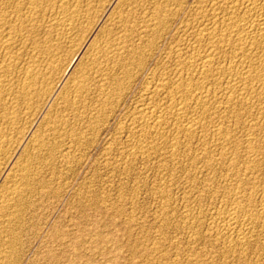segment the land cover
Masks as SVG:
<instances>
[{
    "label": "rangeland",
    "instance_id": "374dc122",
    "mask_svg": "<svg viewBox=\"0 0 264 264\" xmlns=\"http://www.w3.org/2000/svg\"><path fill=\"white\" fill-rule=\"evenodd\" d=\"M99 1L92 0L91 10L89 11L88 15L84 18V20L81 21L82 22L80 23L81 27L79 25L77 28L78 31L77 30L75 31L78 33H75L74 35L75 37L74 36L72 37V39L74 38L73 40L71 39V41L64 44V51L60 56L63 57L62 58L63 61L60 60L61 58L59 57L60 59L58 60H60V62L58 61V63L60 66H58V68L63 67L62 69L65 70L68 67V65H71L69 71L64 73V70H62L61 68H60L61 70L58 68L56 69V72L57 73L60 72L59 75H61V76L57 75L58 77H56L58 78L56 79L58 80L57 81L58 83L56 82L55 79L54 80L52 79L51 80L52 82L49 83L50 89H46L49 88L47 86L48 84H45L43 86L42 90L43 92L46 91L45 93L47 94L44 95L43 100H37L39 101V105L38 107H33L34 111L32 109H31L32 111L28 110L27 106L17 103V107L20 106L18 108V110L20 109L19 117L20 119L22 118L21 120L23 121L21 123V121L19 120L20 123H18V125L24 124L25 127L23 125H21L22 127L20 125L17 126L16 129L17 132H16L15 129L12 131L10 128H6L5 126H2L3 129L5 130L8 129V131L6 130V132L3 131L6 135H8L7 140H4L3 142L6 146L8 145L7 147L9 148L4 146L3 144V149H4L3 151L6 150L7 151L6 154H4L5 152L4 153L2 152V154H0V158L1 159L4 158L5 161L4 163L3 159L2 160L0 159V166H1L0 192L3 191L2 189L4 188L3 185H5L4 183L6 181V176L8 173H10L9 171H11V168H13L14 164L16 165L17 163H20L21 161L18 160H20V158L21 160H23L24 159L23 155L27 151H29L28 149L31 148L30 145L32 144V140L36 135L35 133H39L40 130L42 131L45 129L46 120L48 119L50 120L52 117H55V115L57 117L60 114L61 115L65 114L67 118V122L69 123L70 131L75 132L77 130L79 137L80 136L82 137V139L72 138L75 139L72 140L73 143L68 137L61 138V141L59 139L57 140V143L59 142L58 145L63 147V149L61 147L60 148L61 150L59 151L64 152L66 150L65 152L67 154V159L63 161L62 159L57 158L56 160H53L49 164L48 168L47 165L42 166V168L44 167L42 169L44 171L43 174L50 182L51 185L50 189L49 190L45 189L42 192L43 194L41 193L39 197L32 198L33 202H35L34 207L24 212L23 214V218H25L23 221L24 223L22 222L23 226L19 230L20 232L18 231L19 234L18 237L20 241L18 243L20 244H18V247L15 249L14 254L10 258L8 264L9 263L11 264H264V224L263 223H258L255 225L256 227H251L250 233L253 231L251 233L252 239H250L244 246L243 245L236 246L234 244L230 245L229 239H231L232 233L229 231L227 232L224 227V221H220V220H224L225 217L227 216L225 214L227 209L236 207V203H233L235 201L231 199L228 200L227 197L226 200V198L223 197L226 190L228 191L236 186V181L235 182L232 181V179L236 180L235 174L238 173L239 176L238 178L239 179L241 178L240 179L241 185L244 186L243 188L244 195L247 192L249 193L248 190H250L251 185L252 186L257 185L256 188H259V190H262L264 188V178H263L264 155H262V152L264 154V131H263L264 121L260 117L259 106L252 109L254 111V115L252 114L253 113L252 110H251L252 111L251 115L246 116L245 114V118L243 119L244 122L242 121L243 123L241 122V125L240 124L238 125V121H236L237 119L234 118V116H231V114L229 113H227V115L226 114L222 115V118H218V117L214 119L212 118L210 119L211 121L208 120V122H206L207 132L205 131V133H207L206 136L208 138L211 139L213 138V136L215 135V130L217 129L218 126H220V123L221 124L223 123L222 127L225 130H229V131L231 130V135L234 138L233 145H231L234 147L229 146L230 147L229 149H231L229 150L231 151L229 152V154L231 156L229 154H227V156L226 155L223 156L222 153L224 151H222L221 153V151H219L216 148L212 149V154H213L212 157H214L212 158V160L215 161V163H217L216 164L217 166L219 164V167L215 166L214 169L212 168V170L211 168H208L206 165V163H208L206 157L205 156L203 157L202 154H200L202 151L201 152L199 151L201 148L196 145L197 143H195L197 142V140H195L192 147L189 146L184 147L186 146L185 145L186 141L184 140L182 142L183 146L180 148L181 150L179 152V154H181L182 156L178 154L176 156L177 158L176 157L172 158V150L169 146L167 147L164 146L166 152L162 150L164 149L163 147H158L159 149L158 150L153 146L154 147L153 149L155 150L153 149L152 151L149 150L148 152L149 154L147 153L146 155H142L139 152L137 146L140 144V142L138 143L139 138H137L135 134H134L135 136L132 135V133H135L138 130L137 128H140L141 125L140 116L142 115V113H145L147 110L149 111L153 110L156 107L155 106L156 104L161 105L164 103L165 100L163 101V99H160L163 98L162 95L163 93L161 92L160 96L157 97L156 99V91H158L159 88L161 89V87L163 86L165 87L166 83L168 85L170 81L171 82L173 81V79L175 81L177 80L180 70L186 67V62L184 61L187 60V57L191 54L192 49L195 48H197V50L198 49L201 50V48L203 50L205 49L204 48L205 46L197 45L196 42H194L195 41L194 37L192 36H194L195 33H198L199 31L203 30V28L205 29L203 24L206 17L209 18L211 16L212 11H214V7H216L215 9H219L220 6L217 5L215 6L212 0H206V1L205 0H181V1L174 0L168 2L166 0H149L151 4H149V2L147 1L148 5L142 4L140 5L141 6L140 7L138 4H136L134 6H131L132 8L130 9V7L125 8L127 6L124 7V4H122L121 0H117V1L99 0ZM155 2L156 3L158 2L159 4L161 2V6L164 9H166L167 11L165 13L166 14L165 19H167L166 25H168L169 23L171 25L170 24L168 26L160 25L157 29L151 31L152 33L151 32L149 33V35H151L150 40H152L154 44H150L149 42H146L150 44L151 45L150 46L144 43L143 46L146 47V48L144 47V51L146 54L143 51L145 55L143 53L141 55L137 54L135 59L129 60V65H131L129 71L131 73L130 74L127 73L120 66L119 68L114 67L115 65L114 63H112L113 61H110L112 65L111 64L109 65L108 60H106L107 58H102L98 62V65L102 63L99 66H103V67L109 66V72L111 75L110 77L112 79L111 80L112 84L110 88L112 92H109L110 98L107 101L96 100L95 94L97 92L96 93L94 92L96 91L95 88L97 87L93 86L92 87L93 93L92 94L89 93L90 95L88 96L87 100L81 101L79 105L80 107L78 106V108H80L78 110V113L72 112L71 109L67 106L65 107L64 101L62 100L61 102L59 97L62 95L64 91V87L67 85L66 83L72 81V79H74L75 77L77 78V76L81 74V73L79 74L78 72H82L83 70L82 68H84L85 66L84 64H86L87 61L89 60V57L87 56H90L91 55L90 53H92L93 51L92 49H94V47L97 46L94 41H96L97 44H100L99 42L102 43L105 39L108 38L107 36H109L110 37L109 41L111 46L112 44H114L113 42L116 40V38L118 39L120 36H122V33L119 34L121 30L120 28L122 26L114 25V24L112 25L111 17H114L113 16L114 14L116 15V13L122 11H123V15L124 14L128 15L130 11L135 9L133 10V12H131V14L128 15L129 17L127 15H124V18H129L131 20L130 21L131 23L129 24L128 27L129 28L128 32L133 34L132 36L133 39L131 38L132 40L131 43L134 44L136 42L135 43L136 45L138 44L137 42L139 40V38L138 39L136 38L143 36L140 35L144 33L141 31L145 30L144 26L146 24L144 23L152 15L151 11L154 10L153 5L155 4ZM119 3L121 4V8H119L120 7ZM210 6L213 7L212 8L213 10L209 9L211 8ZM206 7L208 10H206ZM53 8L55 9V7ZM53 8L51 10L54 11ZM128 9H129V13H126V11L128 12ZM145 9L148 11H146ZM208 13L210 16H208ZM46 16L47 19L43 16L39 18V22L38 24L37 23L36 24L37 25L40 24L39 26H44L49 20L48 18L49 14H47ZM199 18L202 19L201 20V22L203 21L202 24L201 23L199 24L200 20L196 21V19ZM45 19L47 22L44 21ZM110 23L112 26L110 25ZM196 26L200 27V30L197 29ZM117 27L120 28L117 29ZM139 27L141 29H139ZM108 31L110 34L108 33ZM138 32H140V34ZM135 34L136 35L139 34V35L136 36ZM104 35H106V37ZM101 36H103L105 39H100ZM190 37H192V39ZM92 42H94L95 45H93ZM129 42L130 40L128 41V43ZM131 43L129 45H133ZM185 44L187 45V48ZM188 46L189 47L192 46L191 47L192 49L189 48ZM147 47L149 48L147 49ZM26 50L27 48L23 49L22 47L21 50L19 51V54L17 53L19 56H21L22 62H25L27 60L28 50L27 51ZM90 50L92 51L90 52ZM203 50H201L202 53ZM87 52L90 53L88 54ZM201 52L198 50L196 53L199 56ZM222 54H221L222 57H220V55L218 56L219 57L217 60L218 64L223 63L222 64L223 66H227L231 58L229 59L227 54L224 53ZM125 55H127V52L126 54L122 52L121 58H123ZM138 55L140 58L138 57ZM84 57L85 58L87 57L88 60L86 58L85 61L83 59ZM177 58H179V60H176ZM226 58L228 59V61ZM70 59L73 62L72 61L70 62ZM124 59H127V56L124 57L123 60ZM143 60L145 61V63L143 62ZM68 62L71 64H69ZM179 62H183V63L181 64ZM63 63L64 66L61 65ZM195 63L198 64L200 62H195ZM183 64H185L184 67L182 66ZM221 64L220 67H223ZM80 65H83V67L80 68L81 67ZM110 67L112 68L114 67V68L110 69ZM61 71H63V73ZM219 74L221 75V76L219 75L221 80L223 74L222 73ZM169 78L171 80H169ZM119 79L122 82L121 83L122 85L120 84ZM221 82L223 83L224 80L222 79L220 83ZM15 83H16L15 80H12L7 82L6 85L9 86L10 84L8 88H10L11 85H12L11 88H13L15 86ZM221 84L216 85V87L215 84H212L210 85V88H212L211 90H213L214 88H216V90L219 89L218 91L220 92L221 90L220 88L222 87ZM112 85L115 88L118 86L116 90ZM51 87L52 88L57 87L58 94L56 92L55 96L54 95L50 96L51 94L50 91L48 90H51L52 89ZM155 87L156 88L158 87L157 90L155 89ZM166 90L169 91L167 88L165 89V91ZM213 91H215V89ZM219 94L220 95H218L219 97L218 99L221 100L222 99V97H220L222 96L221 92ZM92 95H94V97ZM149 96L150 97L152 96L153 98L152 97L149 98ZM48 97L49 99L47 100ZM92 97L93 100L91 99ZM158 99L159 101L157 102ZM56 104L58 105V107ZM37 109H39V111ZM35 110H37V113L35 112ZM141 110L142 113L138 112ZM83 111L84 114L88 112L87 116L82 114ZM23 112L25 114H23ZM32 112L36 114L35 119L32 117V115L34 116V114H31ZM50 112L51 114H49ZM57 112H59V114H56ZM76 114L77 115L80 114L83 116L77 117ZM138 114L139 115L141 114L139 118H138ZM21 115L25 116L26 118L22 117ZM28 115L31 117L29 118ZM224 116H226V118ZM249 116L251 117L249 118ZM27 118L31 119V122L33 121V124L30 123V120H28ZM251 118L254 120V122ZM168 119H170V116L168 117ZM220 120H222L223 122H221ZM43 124L44 126H42ZM248 125H250V127H252L253 130L249 128ZM261 126L263 129L261 128ZM2 127L0 126V130L2 129ZM23 127L25 129H23ZM132 127H137V128H133L134 129L133 130ZM254 128L256 131L254 130ZM257 128H261V130L260 129L257 130ZM72 129L75 131H73ZM80 131L83 135H80L81 134ZM232 131L234 132V134H232ZM247 134L249 136H247ZM127 136H129L130 138ZM131 137L135 138V140L131 139ZM251 138L255 141V143H253L254 141ZM249 139H251L252 141ZM79 140L81 142H78ZM29 141L31 142L29 143ZM149 141L152 140L150 139ZM18 142L19 143L22 142V143L17 144ZM74 142L77 143L75 144ZM235 142L236 144H234ZM245 142L248 143V144L246 143V146H245ZM70 144L72 147L69 148ZM252 144L253 146L255 145L254 147L256 149L249 148ZM10 148H14V149H10ZM15 148H17V150H15ZM257 148H260V150L258 151ZM26 149L27 151H25ZM238 150L241 151L237 153ZM253 150H255V152H253ZM9 151L10 153L11 151L13 152V154L11 153L13 157L10 153H8ZM257 151L259 153L261 152L260 153L261 155L260 154L258 155ZM226 153L224 152V154ZM231 153L233 154V156ZM7 154H9L10 156ZM185 154H187V156ZM164 155L165 157H162ZM256 155L258 157H256ZM145 156L148 157L146 158ZM128 157L129 159L126 160V158ZM186 157H188V159ZM193 157H195V159H193ZM229 159L232 160L230 161ZM57 160H59L60 162ZM132 160L135 161L132 162ZM250 160L252 162L253 161L256 162V166L259 165L257 170L261 172L260 174L258 172L257 175L253 176L254 178L252 177L253 179L251 178L250 179L251 181L248 180L243 175L244 171L246 170V167L251 163ZM234 163L235 165H233ZM55 164L57 165V167ZM234 166L236 170L234 169ZM228 167H230L231 169ZM238 168L240 169V173ZM2 171H4L3 174ZM246 182L252 184L249 185ZM213 183L216 185H214ZM206 187L207 188L209 187L210 189L213 190L212 195L210 196L203 195L201 190ZM56 189L58 190L55 191ZM255 198L254 200L256 201L257 204L260 203L262 200L261 195L260 196L257 195ZM229 205L231 206L229 207ZM232 205L234 207H232Z\"/></svg>",
    "mask_w": 264,
    "mask_h": 264
},
{
    "label": "bare ground",
    "instance_id": "6f19581e",
    "mask_svg": "<svg viewBox=\"0 0 264 264\" xmlns=\"http://www.w3.org/2000/svg\"><path fill=\"white\" fill-rule=\"evenodd\" d=\"M147 1L149 2V0H121L122 4H124V7L125 6H127L125 8L130 7V9L132 8L131 6H134L136 4H138L139 6L142 4L148 5ZM166 1L168 2V1H174V0H166ZM212 1L214 2L215 6L216 5L220 6L219 9H215L216 7H214V11H212L211 16L209 15V13H210V10H209L208 16H210V17L209 18L206 17L207 20L205 19L204 24H203L205 29L203 27H201V28H203V30L199 31L200 27L196 26L197 29H199L198 30L199 32L195 33V35L192 36V37H194V40H195L194 42H196L197 45L205 46L204 50L201 48V50H203V53L201 52L200 49H198L201 52V54H199V56H198L196 53L198 51L197 48L192 49L191 48L192 46L191 47L188 46L189 48L192 49V51H191V54L187 57L186 61H184L181 58L184 62H186V67L183 68L185 66V64L182 65L183 69L181 68L182 70H180V73H179V76L177 77V80L175 81L173 79V81L172 82L170 81V83L168 85L165 82L166 83L165 87L163 86V87H161V89L159 88L160 90L158 89V91H156V99H157V97L160 96L161 92L163 93L162 94L163 98H160V99H163V101L165 100L164 103L161 105L160 104L159 105L153 104L156 107L150 111L145 109V110H147L146 112L143 110L145 113H142V110L138 111V112L142 113V115L140 114L141 116L138 114V118L140 116L141 125H140V128L132 127V129L133 128L138 129V130L135 129L137 131L135 133H132V135L135 134L137 136V138H139L138 143L140 142V144L137 146H138L139 152L142 155H146L149 152V150L152 151V149L154 147L158 149V147L164 148V146H166V147L169 146L172 150V158H173L179 154V152L181 150L180 148L183 146L182 142L184 140L186 141V144L184 143L186 146H184V147H188V146L192 147L195 140H197V142H195V143H197L196 145L201 148L199 150L200 152L202 151L200 154H202L203 157L204 156L206 157V159L208 160V163H206V165L208 168H211V170H212V168L214 169V167L217 166L216 165L217 163H215V161L212 160V158H214V157H212V155H213L212 149L216 148L219 151H221V153H222V151H224L225 153L227 152L226 154H224V152L222 153L223 156H225V155L227 156V154H229V152H231V151H229V150H231V149H229L230 148L229 146L233 145L234 138L231 135V130L230 131L225 130L222 127L223 123L222 124L220 123V126L217 127V129L215 130V135L213 136V134H212L213 138L212 139L208 138L206 136L207 133H205L206 122H208V120H210L212 118L214 119L217 117L222 118V115H224V114L227 115V113H229V114H231V116H234V118L237 119L236 121H238V125L239 124L241 125V122L245 118V114H246V116L251 115V113L253 111L252 109L259 106V114H260V117L264 121V107H263V105H264V0H212ZM91 2H92V0H0V110H1V113H0L1 114V116H0L1 125L0 126L1 127L5 126L6 128H10L12 131L14 129L16 131L17 126L20 125V124L18 125V123H20L19 120L21 121V123L23 122L21 120L22 118L20 119V117H19V113H20L19 110L20 109L18 110V108L20 106L17 107V103L25 105L28 107V110L32 109L33 111H34L33 107H38L39 101H37V100H43L44 95L47 94V93H45L46 91L43 92V90H42L43 86L45 84H48L47 86L49 88H46V89H50L49 83L52 82L51 80L52 79L53 80L58 79L56 77H58L57 75H59L60 72L58 71L59 73H57L56 69L58 68V66H60L58 61L60 62V60H62V58H63L60 56L62 55V52L64 51V44L71 41V39L75 35V33H78L75 31L76 30L78 31L77 28L79 25L81 27V24H80V23H82L81 21L84 20V18L88 15L89 11L91 10V7H92ZM161 2H160V4L158 2L157 3L155 2V4L153 5L154 10L151 11L152 15L150 16L149 19H147V21L145 23L143 22L144 24H146L144 26L145 30L142 28L144 30V31H141V32H144L143 34H140V32H138L141 36L142 35L143 36L136 38V39L139 38V40L137 42L138 44H136V45H135L136 42L134 44L131 43V41H132L131 38H132L133 34L128 32V29H129L128 27H129V24L131 23L130 22L131 20L129 18H124V15H127V14L123 15V11H122V12L116 13V15L114 14L113 15L114 17H111L112 18V20H111L112 25L114 24V25H119V26L121 25L122 26L121 28L117 27V29L118 28L121 29L119 34L122 33V36H120L118 39L116 38V40L113 42L114 44H112L111 46H110V41H109L110 37L109 36H107L108 37L107 39H105L103 36H101L100 39H105V40L102 43L99 42L100 44H97V42L94 41L97 46L94 47V49H92L93 51L90 50V52L92 51V53L89 52L91 55L87 56V57H89V60L86 57L88 60L87 63L84 64L82 62L85 65L84 68H82L83 65H80L81 66L80 68H82L83 70H82V72H78V73L79 74L81 73V74L78 75L77 78L75 77L74 79H72V81H69V82L67 81L68 83H66L67 85L64 87V91H63L62 95L61 96L59 95L60 96L59 99L61 100V102H62V100L64 101L65 107L67 106L71 109L72 112L78 113V110L80 109V108H78V106L80 105L81 101L87 100L88 96L90 95L89 93H91V94L93 93L92 92L93 86L97 87V88H95L96 91L93 89L95 91L94 93L97 92L95 94L96 100H106L107 101L110 98L109 92H112V90H110L111 84H112V82H111L112 79L110 77L111 75L109 72V66H106V67L105 66L104 67L99 66L102 64L101 63L98 65L99 60L102 58H107L106 60H108L109 65L111 64L110 61H113L112 63H114V65H115L114 67L119 68V66H120V67H122L123 70H125L127 73L130 74L131 72L129 71V69L131 68V65H129V60L135 59L137 54L141 55L143 53L144 47H145V46H143L144 43L149 42L150 44H154L153 41L150 40L151 35H149V33L151 31L157 29L160 25L168 26L170 24L169 23L168 25H166L167 19H165L166 18L165 13L167 11H166V9H164L161 6ZM149 4H151V3L149 2ZM163 4H164V2H163ZM208 4H209V2H208ZM119 5H120L119 8H121L120 3H119ZM53 7H55V9ZM52 8L54 9V11L51 10ZM135 8H136V6H135ZM145 8H146V6H145ZM147 8H149V7H147ZM201 8H202V6H201ZM212 8L213 7L209 8V9H212ZM95 9H97V8H95ZM133 10H135V9H133ZM133 10L130 11V13H129V9H128V12L126 11V13L131 14V12H133ZM206 10H208L207 7H206ZM146 11H148V10H146ZM114 12H116V11H114ZM124 13H125V11H124ZM47 14H49L48 22L46 21V19H47L46 15ZM134 15H135V12H134ZM167 15H169V14H167ZM43 16L46 18L44 21L47 22L46 23L47 25L46 24L44 26H39L40 24L37 25L39 22V18H41ZM198 17H200V16H198ZM197 20H200L199 24L200 23L202 24L203 21L201 22V20H202L201 18L196 19V21ZM110 25H111V23H110ZM191 25H193V24H191ZM197 25H198V23H197ZM113 27H115V26H113ZM140 27H142V26H140ZM140 27H139V29H141ZM192 28H193V26H192ZM197 29H195V30H197ZM82 33H83V31H82ZM108 33H109V31H108ZM109 34H107V35H109ZM117 35H118V33H117ZM138 35H136V36H138ZM104 36L106 37V35H104ZM110 36H112V35H110ZM192 37H190V38L192 39ZM100 39H99V41H100ZM129 40H130V42L128 43ZM178 40H180V39H178ZM133 41H135V40H133ZM28 42H29V44H28ZM94 42H92L93 45H95ZM73 43H74V41H73ZM130 43L133 45H129ZM146 44L150 45L148 43H146ZM74 46H76V45H74ZM20 47L21 48L23 47V49L27 48V50H28V57H27V60L25 62H22L21 56L18 55L19 51L21 50ZM68 48H70V47H68ZM148 48L149 47H147V49ZM186 48H187V45H186ZM191 49H189V50H191ZM122 52L125 54L127 52V55L124 56V57L127 56V59L123 60L124 57L121 58ZM144 53H145V51H144ZM178 53H179V51H178ZM222 53L227 54L229 59L230 58L231 59H230L227 66H223L222 65L223 63L221 64L219 62L223 66V67H220V64H218L217 60L219 58L218 57L219 55H220V57H222L221 56ZM139 55H138V57H139ZM86 58L84 57L83 59L85 60ZM179 58H177L176 60H179ZM58 59H60V60H58ZM71 61L72 60L70 59V62ZM227 61H228V59H227ZM108 62H106V63H108ZM143 62L145 63L144 60H143ZM195 62H200V63L196 64ZM64 63L61 65L64 66ZM179 63L182 64L183 62H179ZM69 64H71V63H69ZM103 64H105V63H103ZM60 68L62 69L63 67H60ZM60 68H58V69H60ZM70 68H71V65H68V67L65 70L64 69H62V70H64V73H66L69 71ZM111 68L112 67H110V69ZM115 70H116V68H115ZM136 70H138V69H136ZM61 72L63 73V71H61ZM175 73H176V71H175ZM219 73L223 74L221 78L224 80V82L223 83L221 82L222 84L220 83V81L222 79L220 80V77H219L220 74ZM125 75H127V74H125ZM59 76H61V75H59ZM121 76H123V75H121ZM129 77H130V75H129ZM89 78H91V79L93 78L92 79L93 82ZM12 80H15V82H16L15 86L13 88H11L12 87V85H11V87L8 88L10 86V84H9V86H7L6 84H7V82L12 81ZM169 80H171V79L169 78ZM57 81L58 80H56V82ZM119 81H120V79H119ZM62 83H64V82H62ZM121 83L122 82L120 81V84ZM212 84H215V87H216V85L221 84L222 87L220 88V86H219V88L221 89L220 92L222 95V96H220V97H222L221 100L218 99L219 98L218 95H220L219 94L220 92L218 91L219 89L216 90V88H214L215 91H213L214 89L211 90L212 88H210V85H212ZM51 85H53V84H51ZM125 86H127V85H125ZM116 88H115V90H116ZM157 88L155 87L156 90H157ZM166 88L169 91H167V90L165 91ZM48 91H50V94H51L50 96H52V95L55 96V93L57 92V87L52 88L51 90H48ZM154 92H155V90H154ZM57 94H58V92H57ZM121 94H123V93H121ZM150 95H151V93H150ZM92 96L94 97V95H92ZM152 96H154V95H152ZM93 97L91 98L92 100H93ZM151 97L149 96V98H151ZM45 98H46V96H45ZM48 99H49V97L47 98V100ZM52 100H53V98H52ZM89 100H90V98H89ZM150 100H152V99H150ZM44 101H46V100H44ZM149 101H147V102H149ZM153 101H155V100H153ZM158 101H159V99L157 100V102ZM160 102H161V100H160ZM84 103H86V102H84ZM42 105H43V103H42ZM147 105H148V103H147ZM57 107H58V105H57ZM94 107H96V106H94ZM148 109H149V106H148ZM22 110H23V108H22ZM37 110L39 111V109H37ZM37 110H35L36 113H37ZM42 110H43V108H42ZM68 113H70V112H68ZM87 113L88 112H86L84 114V111H83L82 114L87 116ZM23 114H25V113L23 112ZM31 114H34V113L32 112ZM49 114H51V112ZM56 114H59V112H57ZM63 114H64V112H63ZM252 114L254 115V111ZM35 115L36 114H34V116L32 115V117L34 119L36 117ZM83 115L79 114V115H77V117H81ZM21 116L25 117L23 115H21ZM169 116H170V119H168ZM257 116H258V114H257ZM30 117L31 116H29V118ZM44 117H45V115H44ZM135 117H137V116H135ZM224 117L226 118V116H224ZM229 117H230V115H229ZM250 117L251 116H249V118ZM29 118H27V119L30 120V123L33 124V121L31 122V119H29ZM94 118H95V116H94ZM228 120H229V118H228ZM170 121H172V122H170ZM220 121L223 122L222 120H220ZM91 122H93V121H91ZM253 122H254V120H253ZM235 123H237V122H235ZM245 123H246V121H245ZM249 123H250V121H249ZM260 123H261V121H260ZM28 124H29V122H28ZM28 124H27V126H28ZM44 124L42 126H44ZM137 124H138V122H137ZM21 125L24 126V124H21ZM25 125H26V123H25ZM245 125H247V124H245ZM248 126H249V128L252 129V127H250V125H248ZM24 127H23V129H25ZM71 127H73V126H71ZM69 128H70L69 123L67 122V118H66L65 114L64 115L60 114L57 117L55 115V117H52L50 120L49 119L46 120L45 129L42 131L40 130L39 133H35L36 135L34 134L35 137L32 140V144L30 145L31 148L29 147L31 150L30 149H28L29 151H27V149L25 150L27 152L23 155L24 159L23 160H21V158H20V160L17 159L18 161H21V162L17 163L16 165L14 164L13 168H11V171H9L10 173H8L6 176V181L4 179L5 185H3L4 188L2 187L3 191L0 192V264H4V263L8 264V262L10 261V258L14 254L15 249L18 247V244H20V243H18V242H20L19 237H18L19 236L18 231L23 226L22 222L25 219V218H23L24 212L29 210V209H32L35 205L34 204L35 202H33L32 198L39 197V195L43 192V190H45V189L49 190L50 189V186H51L50 182L44 176V174H43L44 171L42 170L44 167L42 168V166L47 165V168H48L49 164L53 160H56L57 158L62 159L63 161L67 159V154L65 152L66 150L64 152L59 151V150H61L60 148L62 146L58 145L59 142L57 143V140L59 139L61 141V138L68 137V138H70L71 142L73 143L72 140H75L76 138L82 139L81 136L79 137L77 130H76L77 131V133H76V131L73 130L74 129L73 128L72 130L75 132H71ZM255 128H254V130H255ZM261 128H262V126H261ZM261 128H257V130L258 129L261 130ZM2 129H3V127H2ZM2 129L0 130V154H2V152L3 153L5 152L4 154H6L7 150L3 151L4 150L3 149V144H4L3 141L7 140L8 135H6L3 131L6 132V130L8 131V129H6V130L5 129L2 130ZM42 129H43V127H42ZM239 130H237V131H239ZM246 131H248V130H246ZM213 132H214V130H213ZM250 132H251V130H250ZM80 133H81V131H80ZM93 133H94V131H93ZM232 134H234L233 131H232ZM23 135H25V134H23ZM80 135H83V134L81 133ZM130 136H131V134H130ZM247 136H249V135L247 134ZM127 137H129V136H127ZM72 138H75V139H72ZM236 138H237V136H236ZM131 139L135 140V138H132V137H131ZM150 139L152 141H149ZM251 139H249V140H251ZM27 140H28V138H27ZM8 141H9V139H8ZM18 141H20V140H18ZM236 141H237V139H236ZM30 142L31 141H29V143ZM78 142H81V141L79 140ZM20 143H22V142H20ZM20 143L18 142L17 144H20ZM27 143H25V144H27ZM246 143L247 142H245V146H246ZM249 143H250V141H249ZM253 143H255V141ZM234 144H236V142ZM242 144H244V143H242ZM134 145H135V143H134ZM4 146H6V145L4 144ZM254 146L252 144L249 148L253 149V148H255ZM10 147H11V144H10ZM70 147H72L71 144H70L69 148ZM114 147H116V146H114ZM134 147H136V146H134ZM231 147H234V146H231ZM7 148H9V147H7ZM10 149H14V148H10ZM62 149H63V147H62ZM138 149H136V150H138ZM257 149H258V151L260 150V148H257ZM15 150H17V148H15ZM15 150H14V152H15ZM153 150H155V149H153ZM162 150L165 151V148ZM235 150H237V149H235ZM12 151H11V153L13 154ZM239 151H241V150H238L237 153ZM253 152H255V150H253ZM8 153H10V151ZM260 153L258 152V155ZM156 154H158V153H156ZM222 154H221V156H222ZM7 155H9V154H7ZM20 155H22V154H20ZM179 155H181V154H179ZM185 155L187 156V154H185ZM262 155H264L263 152H262ZM195 156H196V154H195ZM232 156H233V154H232ZM12 157H13V155H12ZM129 157L126 158V160L129 159ZM133 157H135V156H133ZM162 157H165V155ZM256 157H258V156L256 155ZM17 158H19V157H17ZM186 158L188 159V157H186ZM196 158H197V156H196ZM199 158H201V157H199ZM2 159L4 161V158H2ZM193 159H195V157H193ZM193 159H191V160H193ZM197 160H199V159H197ZM229 160L231 161L232 159H229ZM253 160H255V159H253ZM57 161H59V160H57ZM134 161L132 160V162H134ZM55 162H53V163H55ZM203 162H204V160H203ZM250 162H251L250 165H248L246 167V170L244 171V174H243L244 177H246L248 180H250L253 176L257 175V173L259 172L257 170L259 165L256 166V162H254V161L252 162L250 160ZM4 163H5V161H4ZM1 164H2V162H1ZM8 164H10V163H8ZM233 165H235V163ZM236 165H237V163H236ZM6 167H5V169H6ZM56 167H57V165H56ZM217 167H219V164ZM228 168H230V167H228ZM234 169H235V166H234ZM2 170H4V169H2ZM0 171H1V166H0ZM50 171H52V170H50ZM53 171H54V168H53ZM222 171H223V169H222ZM228 171H229V169H228ZM3 172L4 171H2V174H3ZM172 173H174V172H172ZM239 173H240V169H239ZM260 173L261 172H259V174ZM46 175H47V173H46ZM56 175H57V173H56ZM207 175H209V174H207ZM235 176H236V180L232 179V181H234V182L236 181V186L234 187L235 184L233 183L234 188H232V189L229 188L230 190H228V191L226 190V192L224 191L225 193H224L223 197L224 198L227 197L228 200L231 199V200L235 201V202H233V201L232 202L236 203V207H234L233 205H235V204H233L232 207H234V208H230V209L226 208L227 211L225 212V214L227 216L225 215L226 216L225 219L220 220V221H224V227H225L226 231L227 232L229 231L232 233V237L230 236L231 239H229L230 245L234 244L236 246H240V245L244 246L250 239H252L251 233L253 231L250 233L251 227H256L255 225L258 223L264 224V188L262 189L260 187L262 190H259V188H256L257 185L252 186L251 185L252 183L249 184L248 182H246L249 185H251L252 188L250 186V190H248L249 193L247 192L244 195V193H243L244 186L241 185V180H240L241 178L240 179L238 178L239 177L238 173L235 174ZM234 177H232V178H234ZM205 179H206V177H205ZM212 180H214V179H212ZM216 180H217V178H216ZM194 184H196V183H194ZM253 184H255V183H253ZM214 185H216V184H214ZM245 185H247V184H245ZM258 185H259V183H258ZM57 190L58 189H56L55 191H57ZM189 190H190V188H189ZM201 191H202L204 196L205 195L210 196L213 193V190L210 189L209 187L203 188ZM257 195L262 196V200L258 204L255 201L256 200L255 197ZM199 197H201V196H199ZM227 198H226V200H227ZM254 198H255V200H254ZM257 200H258V197H257ZM167 202H169V201H167ZM164 204H166V203H164ZM230 206L231 205H229V207ZM224 227H222V228H224ZM22 232H23V230H22ZM231 233H230V235H231ZM211 237H213V236H211ZM2 248H4V249H2ZM233 251H234V249H233ZM155 255H157V254H155ZM9 264H11V263H9Z\"/></svg>",
    "mask_w": 264,
    "mask_h": 264
}]
</instances>
